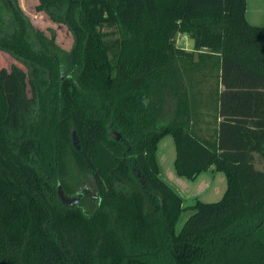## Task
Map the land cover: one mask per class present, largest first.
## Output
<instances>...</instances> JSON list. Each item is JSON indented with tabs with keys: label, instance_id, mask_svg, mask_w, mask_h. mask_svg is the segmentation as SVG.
<instances>
[{
	"label": "trees",
	"instance_id": "obj_1",
	"mask_svg": "<svg viewBox=\"0 0 264 264\" xmlns=\"http://www.w3.org/2000/svg\"><path fill=\"white\" fill-rule=\"evenodd\" d=\"M0 7V50L27 69L0 67V264H264V27L246 0H40L74 37L66 60ZM166 135L177 175L224 173L220 200L183 207L159 177Z\"/></svg>",
	"mask_w": 264,
	"mask_h": 264
},
{
	"label": "rangeland",
	"instance_id": "obj_2",
	"mask_svg": "<svg viewBox=\"0 0 264 264\" xmlns=\"http://www.w3.org/2000/svg\"><path fill=\"white\" fill-rule=\"evenodd\" d=\"M40 0H16V5L20 8V10L23 12V14L25 15V17L29 20V22L31 23V25L33 26V28L41 31L42 33H44L45 35H49L50 36V32H53L54 36H55V42L56 44L60 47L59 50H55V53L57 54L58 58L60 60H66V58L69 56L70 52L73 50V48H75V40L74 37L71 33V31L69 30V28L67 27V25L65 24H59V23H55L53 21H51L44 13L43 11H37L35 9V7L39 4ZM251 1H250V6L249 8L252 11V7L253 4L251 5ZM3 10L0 7V12H2ZM175 45L179 48H182L186 51H191L193 50V42L192 40H190L188 37L181 35V34H177L175 39ZM30 42H32V44L36 45L35 41L31 38ZM58 51V52H57ZM18 67L19 69H21L24 72H27V69L21 64L20 60L13 57L11 54L4 52L2 50H0V67H6V68H11V67ZM213 86V83L211 84V86L209 85H205L204 86V93L206 94L207 91H209V88ZM26 96L29 99H31V95L29 92V88L27 85V89H26ZM173 101H168V103H166V108L171 109L173 106ZM201 116L199 117V123H201V130H202V134H209L210 130L205 126V122L210 123V125L213 123V118L212 115H208L207 112L208 110H205V108H201ZM51 119H49V123L51 122ZM54 124H52L51 126L53 127ZM49 128H50V124H49ZM43 131H45V133L43 134V136H41V138L43 139L42 142L46 143V147H45V152L46 155H51V149H52V145H51V135L50 132H48V127L45 128ZM51 131V129H50ZM48 132V133H47ZM169 139L171 140V137H165L164 139H162L158 145H157V152H156V160L159 166V177L168 185L173 186L175 188V186H177V188L179 190L182 189V187L186 188L189 191H192L193 193H203V195L201 196H205L206 199H204V202H215L218 201L219 199H214L215 196L213 197L212 193L215 191V188H217L220 184L218 177H221L222 179L225 180L224 177V173L222 172H213V175L215 176V174L217 175L216 177H214L212 175V171L209 170L206 173L202 174L196 181H192L189 180L185 177H181L177 174H174V164H173V157L172 154L170 153V148L168 149V153H169V159L166 161V158L163 157L162 154V150H163V146H167L169 144ZM171 154V155H170ZM159 156V157H158ZM254 166L257 170H264V159L262 157H260L258 154H254ZM51 167V166H50ZM174 171V172H173ZM46 174L49 173L45 172ZM205 179V185H202L201 182L202 180ZM182 182L185 183V185L182 184ZM209 185L208 189L205 188L206 185ZM218 184V185H217ZM221 186V185H220ZM225 188V187H224ZM186 194V193H185ZM211 195V196H210ZM186 197L183 196V199L185 200ZM214 199V200H213ZM182 202L184 203V207H190V205H192L194 203L190 200L189 202H185L182 200ZM190 215V211H184L182 213V215L180 216V219L176 225V230H179L182 225L185 223V221L187 220V218Z\"/></svg>",
	"mask_w": 264,
	"mask_h": 264
},
{
	"label": "crops",
	"instance_id": "obj_3",
	"mask_svg": "<svg viewBox=\"0 0 264 264\" xmlns=\"http://www.w3.org/2000/svg\"><path fill=\"white\" fill-rule=\"evenodd\" d=\"M250 1L252 2L251 3V5L253 4V6L254 7H252V11H251V9L249 8V6H250ZM245 16H246V19H247V21L250 23V24H252V25H257V26H262V27H264V0H246V12H245ZM208 92V91H207ZM211 112L210 111H208V115L210 114ZM201 116V115H200ZM205 124V126L210 130V133L209 134H202L203 132H202V130H201V123H199L198 124V126H199V129H200V132H199V134H200V136L201 137H209V136H211L212 135V129L214 128V126H213V124H211L210 125V123H208V122H205L204 123ZM168 136H170V135H166L165 137H168ZM165 137H163L162 139H164ZM171 137V136H170ZM161 139V140H162ZM160 140V141H161ZM159 141V142H160ZM167 148H170V153L172 154V157H173V159H174V161H175V157H176V151H175V145H174V141H173V138L171 137V140L169 139V144L167 145V146H163V150H162V154H163V157H165L166 158V161L169 159V153H168V149ZM157 152V151H156ZM170 154V155H171ZM159 157V156H158ZM174 161H173V164H174ZM159 167V166H158ZM209 170H211L212 171V175H213V172H217L216 170H215V168L214 167H211ZM208 170V171H209ZM174 171H175V168H174ZM173 171V172H174ZM204 173H206V172H204ZM204 173H201L197 178H196V180L202 175V174H204ZM174 174H176V171L174 172ZM218 175V174H217ZM216 174H215V176L214 177H216L217 176ZM224 177H225V175H224ZM217 178V177H216ZM196 180H194V181H196ZM218 180H219V184L221 185H219L217 188H215V191L212 193V195H213V197L215 196V198L214 199H221L222 198V196H223V194H224V192H225V190H226V187H227V182H226V178H225V180L224 179H222L221 177H218ZM205 179L204 180H202V182H201V184L202 185H205ZM182 184L183 185H185V183L184 182H182ZM218 185V184H217ZM168 186L183 200V201H185V202H189L190 200L193 202V200H194V203L196 202V201H202V202H204V199H206L205 198V196H201V195H203V193H201V192H199V193H193L192 191H189V190H187L186 188H184V187H182V189L181 190H179L178 188H177V186H175V188L173 187V186H170L169 184H168ZM209 185L207 184L206 186H205V188H209L208 187ZM225 187V188H224ZM186 193V194H185ZM183 196L184 197H186L185 198V200L183 199ZM211 196V195H210ZM213 199V200H214ZM194 203L192 204V205H194ZM182 205H183V207H184V203L182 202ZM192 205H190V206H192Z\"/></svg>",
	"mask_w": 264,
	"mask_h": 264
},
{
	"label": "flooded vegetation",
	"instance_id": "obj_4",
	"mask_svg": "<svg viewBox=\"0 0 264 264\" xmlns=\"http://www.w3.org/2000/svg\"><path fill=\"white\" fill-rule=\"evenodd\" d=\"M61 194V195H60ZM58 195H59V197H60V199H61V196H63L64 197V195L62 194V192H61V190L59 189V187H58ZM65 198V202L61 199V201L63 202V203H65V204H68V205H72V204H74L77 200L75 199V198H73V197H64Z\"/></svg>",
	"mask_w": 264,
	"mask_h": 264
},
{
	"label": "water",
	"instance_id": "obj_5",
	"mask_svg": "<svg viewBox=\"0 0 264 264\" xmlns=\"http://www.w3.org/2000/svg\"><path fill=\"white\" fill-rule=\"evenodd\" d=\"M61 195V194H60ZM61 199L65 202L66 200H65V198L63 197V196H61ZM76 199V198H75ZM77 200V199H76Z\"/></svg>",
	"mask_w": 264,
	"mask_h": 264
}]
</instances>
